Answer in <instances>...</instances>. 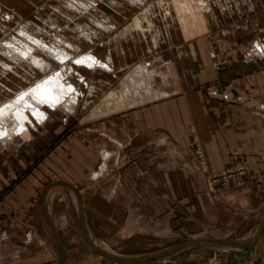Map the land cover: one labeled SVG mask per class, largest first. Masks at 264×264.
<instances>
[{"label":"rangeland","instance_id":"374dc122","mask_svg":"<svg viewBox=\"0 0 264 264\" xmlns=\"http://www.w3.org/2000/svg\"><path fill=\"white\" fill-rule=\"evenodd\" d=\"M237 1L238 4L231 5L230 13L218 14L213 6L216 21L209 23V32L208 29L203 31V28L192 32L184 25H177L181 23H176L174 19L161 18L157 8L158 0H0V106L51 73H43L28 65L25 58L32 54L31 52H39V56H53L50 58L56 64L52 72L58 73L65 85L72 89L60 101L65 106L60 103L61 105L54 109L42 107L46 113L45 120H33L32 125L27 124L32 123L31 118L29 122L25 121L28 132L17 130L18 123L11 113L3 116L0 121V128H7L8 131L7 135H0V201L6 189L13 185L21 188L17 196L22 202L29 198L28 205L32 216L36 213L38 216L37 221L32 224L35 229H32L36 231L39 247H53L55 256L58 257L37 209L40 191L52 182L68 181L79 190L82 204L88 205L86 208L89 210L87 214L91 233L102 237L107 245L109 243L106 239L113 242L114 246L108 247L122 254L127 251H144L159 243L157 235L163 233L154 227L158 212L157 201L161 203L165 200L167 212H173L176 204L171 201L179 202L188 197L186 183L200 180L208 191L219 194L222 188L241 182L247 177L251 166L238 151L233 153L236 158L234 164L218 172L208 173L201 146L190 127L191 137L187 148L180 150L172 145L156 147L144 154V158L125 157L117 164L113 160L114 155L108 158L110 152L119 146L117 140H113L109 146L113 147L110 152L104 151L103 149H107L104 147L97 149L94 144L97 138L95 126L100 116L109 113L120 116L132 105L144 103L146 100L143 96L147 91L159 97L171 93L172 90H179V70H189L190 63L186 61V56L176 57L179 49L173 46L162 53L171 63L162 67L157 64L148 66L147 63L150 62L147 60L150 58H143L150 54L145 51L146 42H143L148 31L149 37L153 38L161 33V28L173 44L182 42L185 38L183 33L189 36L187 38L197 35L198 39L208 41V47L203 49L209 64L219 73V82L222 76L250 77L259 71L264 72V0ZM161 4L169 10L167 3ZM137 14L139 15L132 21ZM96 22H103L112 27L108 26L103 30L97 27ZM131 28L138 34L130 33ZM20 29L25 30V39H22L27 41L26 44L30 43L28 39L32 34L38 35L40 41L42 38L44 42L53 41L58 36V43L68 56L61 57L59 51L47 54V51L32 41L30 52L29 46L14 41L16 37L21 36L18 34ZM122 29L124 31H121ZM119 31L125 37L119 36ZM115 34L119 38L115 39ZM107 40H110L119 60L126 62L123 72H111L110 61L100 59L96 55H102L108 49ZM5 41L10 42L3 44ZM67 43L75 45L72 53ZM141 50L143 55L140 54ZM135 51L139 59L143 58L141 63H145L134 65L135 59L132 55ZM91 53H94L107 69L94 70L76 63V57L86 54L88 56ZM193 84L187 76V82L180 90L188 91L193 88ZM213 91H210V94L214 97L227 98L226 95L214 94ZM256 95L254 91H247L246 101L257 103ZM255 113L257 114V111ZM28 114L30 115L29 112ZM141 159L151 171L153 170L151 174H147V167L135 174L138 168H141ZM240 166L243 169L239 173H230V176L225 175V178L220 176L229 169ZM157 170L163 171L165 178L158 176ZM161 178L165 179V186L162 185ZM210 182L212 185H209ZM111 186H117V190H110ZM25 189H30V192L26 194ZM55 190L49 196L48 209L54 229L69 258L76 260L82 259L84 255H91L103 264L111 262L83 237L76 218L75 197L71 190L64 187ZM102 198L116 199L122 205L118 215L119 222H92L91 215L95 214L94 210H105L106 213L110 211L109 207L96 206ZM0 227L1 233L3 226ZM167 227L164 244L169 246L185 241L183 239L186 237H183L185 235H182V232ZM96 239L102 241L100 238ZM22 244L24 245L23 241Z\"/></svg>","mask_w":264,"mask_h":264},{"label":"crops","instance_id":"0c3cea01","mask_svg":"<svg viewBox=\"0 0 264 264\" xmlns=\"http://www.w3.org/2000/svg\"><path fill=\"white\" fill-rule=\"evenodd\" d=\"M139 1L143 2L144 0ZM204 1L207 2V12L205 13V29L203 31H207L209 23L216 21L214 7L218 14H225L230 13L232 4H238L237 0ZM162 2L168 4L169 10L162 6ZM157 6L161 18L169 17L173 20L172 12H170V0H161V2L158 0ZM138 15H135L132 21ZM168 27L170 28V26ZM160 30L158 43H155L153 49L149 51L146 48L145 51L150 54L143 58L146 60L150 58L147 60L150 62L147 63L148 66L157 64L162 67L171 63V60H166L162 53L172 46L179 49L177 51L179 54L176 57L186 56V61L190 63L189 70L182 71L181 68L179 75L177 74L179 90H172L171 93L167 92L168 94L159 97H155L147 91L143 96V99L146 100L144 103L139 102L132 105L120 116L116 113L100 116L99 122H96L95 126L97 132L95 148L104 147L107 148L103 149L104 151L110 152L113 147L109 146L112 145L113 140H117L119 146L116 147V150H112L115 153L110 152L108 156L110 158L114 155L113 160L117 164L125 157L144 158V154L156 147L172 145L180 150L185 149L190 142L191 128L197 143L201 146L208 173L218 172L234 164L236 162L233 155L235 151L244 155L251 170L241 182L222 188L219 194L208 191L200 180L186 183L185 190L189 192L188 197L179 202L178 200L171 201L176 204L173 212H167L165 200L161 203L157 201L158 212L154 227L163 233L157 235L159 243L144 251H127L122 254L136 256L166 247L164 242L167 226L170 230L182 232V235H185L183 237H186L183 240L197 237L249 240L253 237L258 223L264 218V72L259 71L250 77L222 76L221 82H219V73L209 64L210 61L203 49L208 47V41L204 42V40L198 39L197 35L194 38H187L189 36L183 33L185 38L182 42L173 44L170 43L166 32L163 33L161 28ZM121 31L117 34L122 37L124 35L120 33ZM129 32L138 34L134 28H131ZM114 37L115 39L119 38L117 35ZM106 43L108 49L104 54L96 55L100 59L110 61L111 72H123L126 62L119 60L117 52L110 45V40L109 42L107 40ZM101 46L103 45L101 44ZM142 52L141 50V55H143ZM137 55L136 51L132 55L135 59L134 65L145 63H141L143 58L139 59ZM93 56H95L94 53ZM98 62L101 61L98 60ZM174 63H176L175 60ZM187 73H189L188 79L194 82L193 88L182 91L180 88L187 82ZM212 90L215 91H213L214 94L226 95L227 98L214 97L213 94H210ZM246 90L254 91L257 94V103L246 101ZM60 103L56 105L44 104L41 108L54 109L61 105ZM254 111H257V114ZM29 116L32 123L27 124L30 125L33 124V120L40 122L46 119V113L41 120L36 119L32 114ZM26 132L28 131L26 130ZM98 137L100 141H98ZM100 159H103L102 151ZM141 160V168H138L135 174L148 166L143 159ZM147 170V174L153 172L148 167ZM157 171L158 176L165 178L163 171ZM164 178H161V183L165 186ZM100 189L103 190L101 187ZM6 190L0 201V225L3 226L0 233V264H62L59 255L55 256L53 247H39L38 237L36 231H33L35 228L32 225L37 221L38 216L37 213L32 216L30 205H28L30 199H25L22 202V199L17 196V192L21 191L18 186L13 185ZM110 190H117V186H111ZM28 191L30 192V189H25L26 194ZM87 206V204H83L85 219L89 227L90 219L87 214L89 212ZM96 206L109 207L110 211L106 213L105 210H94L95 214L91 215L92 222L97 224L119 222L118 215L122 205L116 199H99ZM93 235L106 244L102 237H97L94 233ZM106 241L109 246H114L113 242L108 239ZM40 243L43 244L42 241ZM211 256L221 257L228 264H264V227L253 242L242 249L197 248L171 259L145 260L131 264H203ZM90 257L91 255H84L82 259L75 258L76 260H73L72 258L70 260L72 264H103L98 259ZM105 264L119 263L111 261Z\"/></svg>","mask_w":264,"mask_h":264},{"label":"bare ground","instance_id":"6f19581e","mask_svg":"<svg viewBox=\"0 0 264 264\" xmlns=\"http://www.w3.org/2000/svg\"><path fill=\"white\" fill-rule=\"evenodd\" d=\"M170 6L172 7L171 11L173 12V15H172L173 19L175 20L176 23L177 22L181 23V24H177V25H181V26L184 25L188 29V31H192V30H196V29L201 30L202 28L205 29V13L207 12V2L206 1H204V0H171ZM84 8H86V7L84 6ZM178 17H179V20H178ZM148 24H150V23L148 22ZM96 25L98 28L103 29V30H106L108 26L112 27V25L104 24L103 22H96ZM181 29H182V27H181ZM24 31L25 30L20 29L18 31V34L19 35L21 34V36H19L20 39L16 37V40H14V41H17L18 43H20L22 45L29 46L31 48L30 52L32 51V47H33V46L32 47L30 46V43L32 41L33 43L35 42V44L40 46L41 49H44L45 51H47L46 52L47 54L59 51L61 54V57L68 56V54L63 49L61 44L58 43L59 42L58 36L55 37V39H54V40H57V42H55L54 40L49 41V42H46V41L44 42V41H42V38L40 41L38 35L32 34V37L29 36L30 38L28 39L30 43L26 44L27 41L26 42L24 41V39H25L24 38ZM186 31L187 30H185V32ZM182 32H183V30H182ZM187 33H189V32H187ZM149 35H150V32L148 31V35L143 38L144 39L143 42H146V44H145L146 48L148 50H151L155 46V43L156 44L158 43L157 39H159V37L154 36L152 38V37H149ZM22 38H24V39H22ZM91 39H92V37H91ZM14 41H11V42L13 43ZM9 42L5 41V43H3V44H8ZM67 44H69L68 46H69L70 51L72 53L73 49H74L73 47L75 45H73L72 43H67ZM20 48L23 49V47H20ZM16 50H18V49H16ZM5 51H7V50H5ZM27 52H29V51H26V53ZM31 53L32 54H28L29 56L25 55V56H27L25 58V61L28 63V65H30V67H36L37 69H39L43 73H48L49 71H51V73H49L48 75H46L43 78L36 81V83L33 84L32 86H30V87L24 89L23 91L19 92V94L13 100L9 99L10 101H8L6 104L0 106V121L2 120L3 116H6V114L11 113L12 117L14 119H16V121L18 123L17 124V130L18 131L26 130L27 125H26L25 121H28V122L30 121V117H29L28 112L30 114H32L36 119L41 120L45 117V113L43 112L41 105H44V104L53 105L56 103H60V101L64 99V96L70 90H72L70 86H67V84L65 85V83L62 81V79L60 78L58 73L52 72L54 64H56L55 61L50 58L53 56H49V55L44 56L41 53L40 54L42 56H39L38 55L39 52L38 53L31 52ZM75 60L81 61V63H78V64H83V65H86L88 67L94 68L96 70H102L104 68H107L104 63L98 62L97 58L95 56H93L92 53L88 56H87V54L86 55H79L78 57H76ZM39 103H42V104H39ZM4 134L5 135L8 134L7 128H5V129L0 128V135H4ZM55 189L57 190L58 188H55ZM55 189H53V190H55Z\"/></svg>","mask_w":264,"mask_h":264},{"label":"water","instance_id":"95a60500","mask_svg":"<svg viewBox=\"0 0 264 264\" xmlns=\"http://www.w3.org/2000/svg\"><path fill=\"white\" fill-rule=\"evenodd\" d=\"M59 187H64L71 190V192L75 197L76 218L83 237L97 252L102 254L108 260L119 264H131L145 260L171 259L175 256H178L180 254L189 252L197 248L242 249L247 247L249 243H252L255 237L257 236V234L264 227V218H263L256 226L253 237L249 240L197 237L182 241L180 243L169 245L145 254H140L136 256L124 255L113 251L106 244L102 243L93 236L85 219L83 204L81 201L79 190L72 183L68 181L59 180L52 182L51 184H48L44 188H42L37 198V209L40 211V217L45 225L49 238L53 243L62 264H72V263L54 229L53 221L51 219V215L49 213L48 203H47L53 189Z\"/></svg>","mask_w":264,"mask_h":264},{"label":"built area","instance_id":"2783aa9c","mask_svg":"<svg viewBox=\"0 0 264 264\" xmlns=\"http://www.w3.org/2000/svg\"><path fill=\"white\" fill-rule=\"evenodd\" d=\"M199 154H201L200 151H199ZM242 169L243 168L241 166L239 168L229 169L227 172H224V173L220 174V176L222 175L223 178H225V175L229 177L230 173H235V172L239 173V171L242 170ZM209 185H212V183L210 182ZM203 264H228V263L221 257L211 256Z\"/></svg>","mask_w":264,"mask_h":264},{"label":"snow or ice","instance_id":"6c2138e0","mask_svg":"<svg viewBox=\"0 0 264 264\" xmlns=\"http://www.w3.org/2000/svg\"><path fill=\"white\" fill-rule=\"evenodd\" d=\"M77 63H81V61H76Z\"/></svg>","mask_w":264,"mask_h":264}]
</instances>
